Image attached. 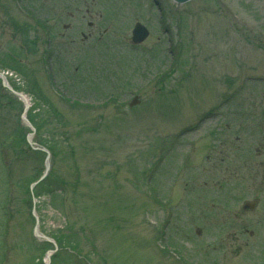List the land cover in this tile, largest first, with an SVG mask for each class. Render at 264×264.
Masks as SVG:
<instances>
[{
	"label": "rangeland",
	"instance_id": "obj_1",
	"mask_svg": "<svg viewBox=\"0 0 264 264\" xmlns=\"http://www.w3.org/2000/svg\"><path fill=\"white\" fill-rule=\"evenodd\" d=\"M2 69L0 264H264V0H0Z\"/></svg>",
	"mask_w": 264,
	"mask_h": 264
},
{
	"label": "water",
	"instance_id": "obj_2",
	"mask_svg": "<svg viewBox=\"0 0 264 264\" xmlns=\"http://www.w3.org/2000/svg\"><path fill=\"white\" fill-rule=\"evenodd\" d=\"M175 3H177V4H180V5H183V4H186V3H188V2H190V1H192V0H173ZM149 37V31L142 25V24H140V23H137L136 25H135V27H134V29H133V32H132V42L134 43V44H136V45H138V44H141V43H143L147 38ZM1 78H2V80H3V86L5 87V88H8L14 95H16L18 98H20L21 99V101L24 103V112H23V115H22V119L24 120V121H27V119H26V114L28 113V111H29V108H30V103H29V101H28V99H27V97L24 95V94H22V93H17V92H15V91H13L11 88H9V86L7 85V83H6V79L4 78V76H0ZM138 103V100H137V98H135L134 100H133V102L131 103V106H133V105H135V104H137ZM28 122V121H27ZM33 131H35L34 129H32ZM32 136H33V134H31V135H29L28 136V143L33 147V149H37V148H35V144H33V142H32ZM39 150V149H38ZM42 151H44V152H46L47 153V158H46V163H45V167H46V172L44 173V175L42 176V178L40 179V181H42L46 176H47V174H48V171H49V169H50V163H49V160H50V154H49V152L47 151V150H45V149H41ZM38 183H35V184H33L32 186H31V191H33V189H34V187L37 185ZM34 203H35V200H34ZM257 204H258V202H246L245 204H244V210L245 211H252V210H254L255 208H256V206H257ZM33 215H34V217H36V214H35V209H34V211H33ZM34 234L36 235V236H39V237H42V236H40V234H39V220L37 219V217H36V226H35V229H34ZM43 238H45L46 240H48V241H50L48 238H46V237H43Z\"/></svg>",
	"mask_w": 264,
	"mask_h": 264
},
{
	"label": "trees",
	"instance_id": "obj_3",
	"mask_svg": "<svg viewBox=\"0 0 264 264\" xmlns=\"http://www.w3.org/2000/svg\"><path fill=\"white\" fill-rule=\"evenodd\" d=\"M24 30H27V28L25 27ZM13 59V58H12ZM12 61H15L14 59ZM14 89L17 90V91H21V88L17 87L16 85H14ZM6 96H10V94H6ZM12 96V95H11ZM4 97L3 95L0 94V100L1 98ZM12 98H15L12 96ZM73 105V104H72ZM80 105H77V107H79ZM33 111L34 110H31L29 115H28V118L30 120V122L35 126L36 130H37V133L39 132V128L37 127L38 125L36 124L35 122V116L33 114ZM21 131V132H20ZM16 133H14V135L16 134V136L18 137V140H17V143L20 144V151H21V154L18 153V151L16 152L18 154V156H21V157H26L28 155H33V156H36L40 159H45V154L40 152V151H33L31 150V148L28 146L27 142H26V135L28 133V130L27 129H24L22 128V130H20ZM39 136V135H38ZM40 137V136H39ZM41 145H46V144H41ZM49 150L51 151V154H52V149L49 148ZM43 174V173H42ZM39 173L38 177H36L35 179L31 180L28 184H29V187L32 183L36 182L39 180V178L41 177V175ZM47 183L48 181L45 179L44 181H42L36 188H35V191H34V194L36 196V198H40V196L42 194H45L47 191H49L48 187H47ZM50 192V191H49ZM27 205L29 206V208L31 209L32 208V201L31 199H28V202H27ZM55 241L57 242L58 246L61 247V244L62 242L55 238ZM44 247H50L51 248V245L48 244V243H45L44 244ZM54 260L57 259L56 256H54L53 258Z\"/></svg>",
	"mask_w": 264,
	"mask_h": 264
}]
</instances>
